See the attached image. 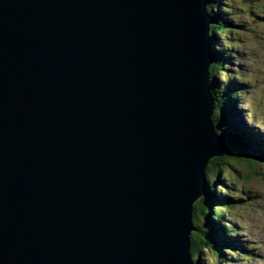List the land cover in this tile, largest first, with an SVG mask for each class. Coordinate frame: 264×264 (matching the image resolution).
Listing matches in <instances>:
<instances>
[{"label": "water", "instance_id": "1", "mask_svg": "<svg viewBox=\"0 0 264 264\" xmlns=\"http://www.w3.org/2000/svg\"><path fill=\"white\" fill-rule=\"evenodd\" d=\"M208 0H0V264H195L214 125Z\"/></svg>", "mask_w": 264, "mask_h": 264}, {"label": "trees", "instance_id": "2", "mask_svg": "<svg viewBox=\"0 0 264 264\" xmlns=\"http://www.w3.org/2000/svg\"><path fill=\"white\" fill-rule=\"evenodd\" d=\"M207 8L214 20L210 27V42L215 59L210 68L211 92L215 106L213 120L217 133L228 147V154L222 159L212 160L208 166L207 176L214 177L222 185L217 189L218 185L215 182V185L210 183L207 178L206 192L199 200L201 206L194 209L196 231L191 235V255L195 264H221L220 259L229 264L234 255H248L236 244L239 239L234 236L233 227L226 224L225 214L229 213L234 203L240 205L241 198H235L228 191L225 181L230 179V174L233 175V168L242 169L250 177L253 176V170L262 169L264 133H253L242 120L243 111L236 107L242 90L238 88L240 85H237L235 77L229 73L231 64L226 51L230 48L231 35L227 32L233 22L229 18L224 0H208ZM239 173L240 170L236 172Z\"/></svg>", "mask_w": 264, "mask_h": 264}, {"label": "rangeland", "instance_id": "3", "mask_svg": "<svg viewBox=\"0 0 264 264\" xmlns=\"http://www.w3.org/2000/svg\"><path fill=\"white\" fill-rule=\"evenodd\" d=\"M224 3L233 22L227 32L231 35L226 51L231 64L229 73L242 90L236 107L243 111L240 119L247 127L264 133V0H224ZM261 168L253 170L252 177L240 168H233V175L225 181L228 191L241 198L240 205L234 203L225 214L226 224L233 227L234 236L239 239L236 244L248 255H234L229 264H264V166ZM238 170L241 173L236 174ZM211 177L207 176L209 182L221 188L222 182ZM199 200L195 210L201 206ZM222 261L219 262L225 264Z\"/></svg>", "mask_w": 264, "mask_h": 264}, {"label": "bare ground", "instance_id": "4", "mask_svg": "<svg viewBox=\"0 0 264 264\" xmlns=\"http://www.w3.org/2000/svg\"><path fill=\"white\" fill-rule=\"evenodd\" d=\"M239 41V40H238ZM246 116V115H245ZM263 133V132H262ZM209 170V169H208ZM226 193H228V192H226Z\"/></svg>", "mask_w": 264, "mask_h": 264}]
</instances>
